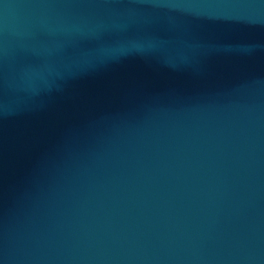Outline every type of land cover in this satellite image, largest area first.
<instances>
[{"label": "water", "instance_id": "1", "mask_svg": "<svg viewBox=\"0 0 264 264\" xmlns=\"http://www.w3.org/2000/svg\"><path fill=\"white\" fill-rule=\"evenodd\" d=\"M0 264H264V0H0Z\"/></svg>", "mask_w": 264, "mask_h": 264}]
</instances>
